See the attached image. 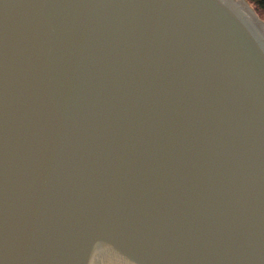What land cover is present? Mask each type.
I'll use <instances>...</instances> for the list:
<instances>
[{
    "label": "water",
    "instance_id": "obj_1",
    "mask_svg": "<svg viewBox=\"0 0 264 264\" xmlns=\"http://www.w3.org/2000/svg\"><path fill=\"white\" fill-rule=\"evenodd\" d=\"M0 264H264L247 0H0Z\"/></svg>",
    "mask_w": 264,
    "mask_h": 264
},
{
    "label": "trees",
    "instance_id": "obj_2",
    "mask_svg": "<svg viewBox=\"0 0 264 264\" xmlns=\"http://www.w3.org/2000/svg\"><path fill=\"white\" fill-rule=\"evenodd\" d=\"M253 4L254 8L264 15V0H249Z\"/></svg>",
    "mask_w": 264,
    "mask_h": 264
},
{
    "label": "rangeland",
    "instance_id": "obj_3",
    "mask_svg": "<svg viewBox=\"0 0 264 264\" xmlns=\"http://www.w3.org/2000/svg\"><path fill=\"white\" fill-rule=\"evenodd\" d=\"M247 2H248L249 5L253 8V10H254V12L256 13V15H257L260 19H262V20L264 21V15H263L262 13L258 12V11L254 8L253 4L249 2V0H247Z\"/></svg>",
    "mask_w": 264,
    "mask_h": 264
}]
</instances>
